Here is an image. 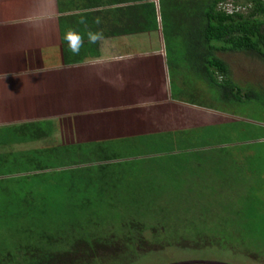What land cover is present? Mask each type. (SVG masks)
Listing matches in <instances>:
<instances>
[{
  "label": "trees",
  "instance_id": "trees-1",
  "mask_svg": "<svg viewBox=\"0 0 264 264\" xmlns=\"http://www.w3.org/2000/svg\"><path fill=\"white\" fill-rule=\"evenodd\" d=\"M223 51L264 62V0H0V264L120 262L193 231L177 209L152 206L174 171L143 144L253 146L223 137L222 124L260 126L211 102L263 111L264 88L238 83ZM256 160L237 171L255 176Z\"/></svg>",
  "mask_w": 264,
  "mask_h": 264
},
{
  "label": "rangeland",
  "instance_id": "rangeland-1",
  "mask_svg": "<svg viewBox=\"0 0 264 264\" xmlns=\"http://www.w3.org/2000/svg\"><path fill=\"white\" fill-rule=\"evenodd\" d=\"M228 7L232 6L229 4ZM26 20L28 19L20 21ZM143 54L146 53H143L142 49L137 55ZM219 55L229 63L232 77L242 86L251 84L264 88V62L261 58L241 51H223L219 52ZM202 86L201 99L211 102L212 98H209L208 89L206 87L204 89L203 84ZM211 103L230 110H217L221 114H233L234 112L232 116L237 119L247 120L261 127L259 129L249 125L245 126V124H222L223 137L238 141V146H242L243 143L253 144V146L244 148V151L227 153L226 150L222 152L214 148L207 149V145L202 144V147L198 149L203 150L185 153L183 142L180 139L171 142L167 140L165 144L163 140L158 144L144 143L143 150L149 152L142 153H147L148 157H152L156 154L154 150L163 149L158 153L168 155L170 162L164 160V162L168 161L165 165L171 170L173 168L174 171L156 186L155 193H157L158 202L153 201L152 206H167L173 214L177 209L178 213L175 216L180 221H189L194 230L189 228L186 231L181 228L180 235L174 232L168 233L171 238L179 240L168 244L156 243V248L153 249L151 245H148L140 250L138 255L130 256L131 259H123L120 262L112 260L113 263L110 259L107 263L101 262L100 264H172L187 260H209L229 264H264V146L263 144L256 145L258 142L264 143V110L260 111L261 109L254 107L253 104L234 105L218 102L215 99ZM148 134L151 141L158 140L159 134L156 131L155 133L149 131ZM246 137L250 138L242 141ZM217 139L214 137L211 141L216 143ZM232 143L234 142L218 145L219 148L237 146ZM249 155L257 156L258 170L255 176L237 171V166H235V162L240 161L248 164ZM232 157H234L233 166L229 164ZM161 177H163L162 174ZM224 178H227L226 183ZM1 199L6 203V198L1 196ZM236 207L245 210V215L240 220L231 218L232 209ZM8 208H10L9 204ZM110 220H113L112 216ZM1 224L5 225L4 222ZM111 224L118 228L120 223L111 221ZM9 225L5 227L8 230L4 228L3 234L5 237H14L18 228L10 229V227L16 226L17 221ZM204 233L207 236L203 235ZM202 235L215 236L212 244L209 241L210 238L208 240V238L199 237ZM126 254L129 256L130 252L126 251ZM127 260H129L128 263Z\"/></svg>",
  "mask_w": 264,
  "mask_h": 264
},
{
  "label": "water",
  "instance_id": "water-1",
  "mask_svg": "<svg viewBox=\"0 0 264 264\" xmlns=\"http://www.w3.org/2000/svg\"><path fill=\"white\" fill-rule=\"evenodd\" d=\"M162 54L164 56V59L166 60V51H165V47L163 45L162 48ZM169 94L171 95V92L169 91ZM192 263H214V264H229V263H224V262H218V261H209V260H187V261H180L177 263H172V264H192Z\"/></svg>",
  "mask_w": 264,
  "mask_h": 264
},
{
  "label": "clouds",
  "instance_id": "clouds-1",
  "mask_svg": "<svg viewBox=\"0 0 264 264\" xmlns=\"http://www.w3.org/2000/svg\"><path fill=\"white\" fill-rule=\"evenodd\" d=\"M67 38V37H66ZM97 35L96 34H89V40L94 42L97 39ZM68 48L69 50L73 53L76 54L78 52V46L73 44V42L71 40L68 41Z\"/></svg>",
  "mask_w": 264,
  "mask_h": 264
},
{
  "label": "crops",
  "instance_id": "crops-1",
  "mask_svg": "<svg viewBox=\"0 0 264 264\" xmlns=\"http://www.w3.org/2000/svg\"><path fill=\"white\" fill-rule=\"evenodd\" d=\"M194 107H195V105H194ZM196 107H197V106H196ZM202 109L205 110V111H208V112H213L212 109H207V108H204V107H202Z\"/></svg>",
  "mask_w": 264,
  "mask_h": 264
}]
</instances>
